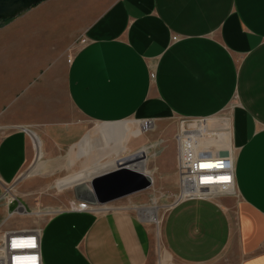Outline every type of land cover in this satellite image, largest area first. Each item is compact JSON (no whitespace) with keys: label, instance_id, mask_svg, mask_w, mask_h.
Segmentation results:
<instances>
[{"label":"crops","instance_id":"obj_1","mask_svg":"<svg viewBox=\"0 0 264 264\" xmlns=\"http://www.w3.org/2000/svg\"><path fill=\"white\" fill-rule=\"evenodd\" d=\"M225 112L237 194L173 203L160 264H264V0H42L0 19L1 228H38L42 264H154L152 230L131 211L76 200L38 221L7 189L33 185L20 176L34 162L73 184L123 159L152 173L140 121ZM174 144L154 165L178 191Z\"/></svg>","mask_w":264,"mask_h":264},{"label":"built area","instance_id":"obj_2","mask_svg":"<svg viewBox=\"0 0 264 264\" xmlns=\"http://www.w3.org/2000/svg\"><path fill=\"white\" fill-rule=\"evenodd\" d=\"M176 36L172 37L176 40ZM84 41V40H83ZM143 131L154 128L152 120L140 121ZM227 112L214 117H179L174 135L176 143L178 192L174 203L184 199L216 200L222 195L237 194L234 174V147ZM142 131V132H143ZM226 134V136H223ZM211 135L217 142H209ZM222 137L228 145L218 143ZM219 139V140H220ZM227 178V179H225ZM11 190V187L7 189ZM173 204V203H172ZM95 206L78 202L82 211ZM16 211H20L17 208ZM0 225V264H42L40 230H4Z\"/></svg>","mask_w":264,"mask_h":264},{"label":"rangeland","instance_id":"obj_3","mask_svg":"<svg viewBox=\"0 0 264 264\" xmlns=\"http://www.w3.org/2000/svg\"><path fill=\"white\" fill-rule=\"evenodd\" d=\"M132 125L135 127L139 124L133 123ZM176 129V121L174 119H167L162 123H158L151 130L141 132V135L142 137L147 136L148 138V141H145L147 143L145 145L154 144V150L158 151L159 156L164 155L167 162L174 156L173 149L175 148V140L173 137ZM137 142L133 141L128 144L130 152H135L141 148V144ZM159 156H153L150 162L146 164L147 171L154 169L152 173H149L152 177V184L147 189L136 193L133 192L131 195L111 202V204L114 203L115 206L125 208L137 216H139V212L140 217L151 228V256L154 264H160V260L163 258L166 261V249L162 232L163 221L167 210L174 203L175 196L178 192L177 189L171 187L167 170L161 172L155 170L156 167L154 164L157 163ZM35 165H37V162H34L20 176L21 178L31 171L29 174L32 175L31 178L35 177L34 184L26 186V184H22L23 182H19L16 186H13V190H10L13 195H19L23 199L28 200L31 203V208L33 210H39L41 213L39 216H36V214L29 216H34V219L42 221L54 209L62 210L74 206L77 199L73 192V182L70 181L71 179L69 177L72 171L70 169H60L57 171L54 169H44L41 172L34 173L32 171ZM20 209L23 211L22 208ZM170 263L172 264L171 259Z\"/></svg>","mask_w":264,"mask_h":264},{"label":"water","instance_id":"obj_4","mask_svg":"<svg viewBox=\"0 0 264 264\" xmlns=\"http://www.w3.org/2000/svg\"><path fill=\"white\" fill-rule=\"evenodd\" d=\"M42 0H0V19L14 18ZM140 162L141 157L130 161ZM131 163L117 161L109 169L92 175L88 180L73 184L74 196L78 201L90 205H106L122 197L147 189L152 177L141 168H133ZM133 164V163H132ZM140 217V214L138 212ZM140 219H142L140 217ZM143 220V219H142Z\"/></svg>","mask_w":264,"mask_h":264},{"label":"bare ground","instance_id":"obj_5","mask_svg":"<svg viewBox=\"0 0 264 264\" xmlns=\"http://www.w3.org/2000/svg\"><path fill=\"white\" fill-rule=\"evenodd\" d=\"M143 130V129H142ZM128 158V157H127ZM126 159H123L122 161H125ZM133 168H135V167H133ZM141 169H144V168H141Z\"/></svg>","mask_w":264,"mask_h":264},{"label":"snow or ice","instance_id":"obj_6","mask_svg":"<svg viewBox=\"0 0 264 264\" xmlns=\"http://www.w3.org/2000/svg\"><path fill=\"white\" fill-rule=\"evenodd\" d=\"M225 179H227V178H225Z\"/></svg>","mask_w":264,"mask_h":264}]
</instances>
